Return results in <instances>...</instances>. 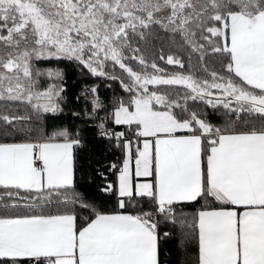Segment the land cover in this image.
Wrapping results in <instances>:
<instances>
[{"label": "snow or ice", "instance_id": "6c2138e0", "mask_svg": "<svg viewBox=\"0 0 264 264\" xmlns=\"http://www.w3.org/2000/svg\"><path fill=\"white\" fill-rule=\"evenodd\" d=\"M63 63L127 94L97 124L105 200L56 122ZM172 238L176 264H264V0H0V264H173Z\"/></svg>", "mask_w": 264, "mask_h": 264}, {"label": "trees", "instance_id": "16d2710c", "mask_svg": "<svg viewBox=\"0 0 264 264\" xmlns=\"http://www.w3.org/2000/svg\"><path fill=\"white\" fill-rule=\"evenodd\" d=\"M175 50L171 51L168 48L164 49L165 55L171 54ZM161 67H166L170 71L174 70L176 66L167 65L166 61H157ZM55 66L50 65L48 62H44L40 67ZM60 67L66 69V91L68 96L67 106L65 112L61 114L57 123L63 124L72 128L80 130L81 135L84 137L85 144L77 149L78 152V178L83 177L80 181V187L84 194L90 198H95L97 200H105L106 198L97 193V185L102 183L101 178L94 174V170L100 167L102 170L107 172V165L109 162H118V157L121 155L120 151L114 147V141L110 142L106 137L99 135V124L100 119L105 117L107 112H111L113 98L115 96H123L127 98V94L123 92L118 83H112V87H106L101 83L100 80L91 77H81L79 73L68 63H63ZM187 67V66H186ZM47 78L41 79V84L46 83ZM93 83H100L101 86L98 89V95L101 97L105 104L104 109H98L95 117L84 115L85 107L89 112L92 111L91 97L85 99L81 96L80 100L76 99V96L81 92L84 85H91ZM111 83V82H110ZM191 103V102H190ZM210 115L209 118L214 122L219 118L211 114V110L208 109ZM79 112L80 115L76 116L73 113ZM106 127L113 131H122L121 126L115 125L114 122L109 119L106 123ZM93 175L94 182H89V175ZM109 179H112L109 174ZM109 204L113 201L107 200ZM162 231H175L170 224L162 225ZM166 249L170 250V259L173 264H176L177 258L181 257V253L177 249L176 241L174 238L169 240V243L165 246Z\"/></svg>", "mask_w": 264, "mask_h": 264}]
</instances>
